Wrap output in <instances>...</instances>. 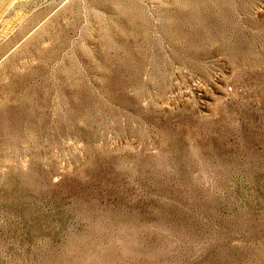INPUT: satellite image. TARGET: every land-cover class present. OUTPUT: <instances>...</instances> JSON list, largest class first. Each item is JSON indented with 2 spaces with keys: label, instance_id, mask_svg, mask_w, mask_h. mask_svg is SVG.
Instances as JSON below:
<instances>
[{
  "label": "rangeland",
  "instance_id": "1",
  "mask_svg": "<svg viewBox=\"0 0 264 264\" xmlns=\"http://www.w3.org/2000/svg\"><path fill=\"white\" fill-rule=\"evenodd\" d=\"M0 264H264V0H0Z\"/></svg>",
  "mask_w": 264,
  "mask_h": 264
},
{
  "label": "bare ground",
  "instance_id": "2",
  "mask_svg": "<svg viewBox=\"0 0 264 264\" xmlns=\"http://www.w3.org/2000/svg\"><path fill=\"white\" fill-rule=\"evenodd\" d=\"M121 7V6H120Z\"/></svg>",
  "mask_w": 264,
  "mask_h": 264
}]
</instances>
